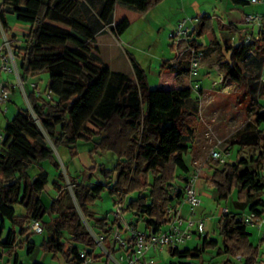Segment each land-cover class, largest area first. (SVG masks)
<instances>
[{
    "label": "trees",
    "instance_id": "obj_1",
    "mask_svg": "<svg viewBox=\"0 0 264 264\" xmlns=\"http://www.w3.org/2000/svg\"><path fill=\"white\" fill-rule=\"evenodd\" d=\"M164 1L101 0V8L95 11L89 0H3L0 37L4 33L11 42L18 35L22 37L14 55L20 61L24 88L30 89H26V95L36 118L29 110H21L5 128L0 150V233L5 222L10 224V230L0 242L1 249L9 254L24 246L28 253L34 251L36 245L30 240L28 224L37 220L48 235L42 242L45 251L55 257L61 254L66 264H84L81 251L92 257L97 244L82 216L94 224L98 235L109 233L114 225L109 214L98 218L91 210L105 190L111 198L128 197L126 210L134 214L133 224L137 228L142 222L154 233L162 231L167 222V207L183 196L180 192L174 197L172 187L179 184V179L183 183L188 181L190 171L185 156L189 144L196 140L201 122L199 110L192 108L191 57L166 60L160 67L161 73L173 74L177 88H152L148 72L132 55L127 54L134 77L106 65L97 35L107 27L119 39ZM231 1L235 5L248 4L246 0ZM8 15L14 16L13 24L9 23ZM218 25L220 30L238 34L239 38L249 29L233 23ZM210 32L214 33L212 19L204 15L197 19L191 37ZM190 47L204 51V46L195 39L190 41ZM250 48L263 51L264 41L247 47L228 45L230 57L220 63L223 81L235 82L237 89L252 86L240 67ZM42 72L49 75L52 102L37 97L36 89L28 83L30 77ZM251 105L253 119L236 133L233 144L240 151L255 153L252 164L244 158L225 165L210 164L216 167L210 184L217 192V200L228 201L234 193L237 195L234 208H228V214L217 222L220 240L205 235L201 246L171 249L170 255L197 264L208 251L216 250L218 257L224 258L222 264L257 263L260 247L252 244L250 227L239 220L244 214L239 212L242 208L248 212L264 211V131L260 130L264 124V105L256 97L251 99ZM81 142L90 146L92 160L101 154L113 166L99 165L103 182L83 183L80 175L69 174L74 204L68 198L65 175L54 149L65 148L76 157ZM46 161L57 171L52 183L57 197L49 207L42 198L49 183V174L42 166ZM18 206L24 210L23 215L17 214ZM49 213L53 218L45 221ZM65 234L70 238L65 239ZM19 236L25 239L18 242ZM14 256L18 264L19 255Z\"/></svg>",
    "mask_w": 264,
    "mask_h": 264
},
{
    "label": "rangeland",
    "instance_id": "obj_2",
    "mask_svg": "<svg viewBox=\"0 0 264 264\" xmlns=\"http://www.w3.org/2000/svg\"><path fill=\"white\" fill-rule=\"evenodd\" d=\"M83 2V0H81ZM185 10L183 11V7ZM182 7V11H181ZM247 8L243 5H235L231 0H169L161 7L156 8L151 11V14L158 13L157 24H150L143 20L135 22L129 30L119 39H116L111 34L103 35L100 37V44L104 49V58L107 62L116 63V69L124 72L126 74H133V67L130 63L127 53L136 58V60L141 64V66L148 72L149 84L152 88L161 89H172L177 88L171 79L170 73L163 74V77L159 73L160 67L163 61L166 60H176L179 53L183 54L180 57L186 58L189 56L187 47L190 43L188 40H183L180 44L174 42L171 37L168 24L166 21L171 23H178L181 19H186L189 22L188 28H193L195 26L194 22H197L198 17H203L208 15L212 19V23L216 22L214 30L217 31L219 36V42L214 45L208 46L210 44V34H206L201 37H197L195 34L188 39H196L198 44L207 45L204 48V58L201 63V69L198 71L196 76H193V88H194V105L196 104L198 110L203 109L206 104H210L213 108H217L215 114L218 119L215 121L214 136L210 135L212 129L206 127V125L201 124L198 128V133H202L204 137H207L206 151L203 156L195 157L197 164H202L204 162L207 154L211 153L212 149H221L225 152H230V157L227 159V163L237 162L240 158L246 159L251 163V158L255 156V153L251 150L240 151L238 145H234L233 141L236 133L242 130L245 125L251 121L252 115L254 113L253 107L251 105V99L253 97L259 98L261 105H264V82L261 80L264 78V52L255 51V55L247 53L240 62V67L248 75L251 80V87L245 89L244 87L237 89V84L232 81H223V72L220 69V63L227 60L230 57V52L227 51V46H231V37L227 33L224 36L223 31L219 29V22L223 24L229 23H241L243 13ZM11 19V18H10ZM13 21V18L11 19ZM165 25V26H164ZM1 27V24H0ZM239 41L238 34L233 35ZM203 45V46H204ZM15 61L19 70L20 61L15 57ZM20 73V70H19ZM38 80H33L32 77L29 78V84L37 82L38 88L36 89L37 97L42 98L46 102H52V98L49 96V75L46 72L37 73ZM17 87L15 91L11 92L12 103H9L10 111L7 114L0 113V132L5 133V128L10 120H12L16 114L21 110H29L32 113V109L28 103V98L24 90L30 91L27 86L26 89L20 87L19 79L16 74H10ZM35 81V82H34ZM255 88V90H254ZM254 90V91H253ZM195 105V106H196ZM204 105V106H203ZM214 105V106H213ZM203 106V107H202ZM228 130V131H227ZM260 130L264 131V124L260 127ZM47 141L53 145L48 138L45 131ZM219 135V136H218ZM221 136V137H220ZM209 140V141H208ZM221 140V143L218 141ZM90 146L81 142L78 146V155L72 157L69 151L65 148L54 149L56 157L61 165V170L65 175L64 186L66 187L68 193V198L76 204V200L73 194V187L69 178V174L72 177L81 176L83 183L88 181L93 182H103L104 178L102 176L99 165L106 163L107 167H112L113 164L107 162V158L104 155H96L92 160L89 153ZM0 150H2V143H0ZM115 162V156L112 155ZM189 160V158H188ZM188 163V161H187ZM208 170L210 174L214 173L216 167L209 165ZM49 183L46 186V190L42 195L43 202L46 206H50L52 199L57 197V191L52 186L55 176L53 173L55 169L49 171ZM264 174V173H263ZM31 175L35 176V170L31 171ZM92 179H91V178ZM179 185H183V181L179 179ZM200 196L203 204L201 207L196 209V217L199 218H212L222 214V209L224 207L234 208L235 202L237 201V195L234 193L228 201L219 202L216 198L217 192L212 190L210 184L207 183L205 191H209ZM135 196V195H134ZM131 195V197H134ZM264 197V192L262 193ZM111 197L108 195V191L105 190L101 197L98 198L91 210L95 212L98 218L105 217L109 214L110 220H113V208L111 207ZM244 209V208H242ZM17 214L23 215L24 210L22 207H16ZM221 213V214H220ZM82 216V215H81ZM53 218L51 213L47 214L45 221H50ZM85 225L91 233H98L96 227L93 223H88V221L82 216ZM215 218V217H214ZM213 218V219H214ZM216 220L213 221V223ZM28 234L31 236L30 240L36 246L34 251L28 253L26 247L17 248L15 253L9 254L8 251L0 248V264H15V254L19 255V264H66L62 258L61 254L56 257L53 253L45 251L42 248V242L48 237L46 231L41 234L34 233L31 229V225L28 224ZM139 229H146L144 223L139 224ZM164 227V226H163ZM0 229H1V218H0ZM250 231H254L253 228H249ZM19 231V229H17ZM92 234V233H91ZM210 239H218L220 237L217 233L211 232L209 234ZM21 238L20 236L18 237ZM70 236L65 234V239H69ZM23 240V239H21ZM195 239H191L184 245L185 247H194V245L201 246L203 239L199 242ZM183 246V248H184ZM95 256L98 257L101 262L105 258L103 250L97 248L94 252ZM160 258V259H159ZM101 259V261H100ZM157 261L154 264H188L189 260L185 258H180L178 256H172L170 254H159L155 256ZM224 258H220L217 255L216 250L208 251L202 256L197 264H222ZM239 262V261H238ZM241 263V262H240Z\"/></svg>",
    "mask_w": 264,
    "mask_h": 264
},
{
    "label": "built area",
    "instance_id": "obj_3",
    "mask_svg": "<svg viewBox=\"0 0 264 264\" xmlns=\"http://www.w3.org/2000/svg\"><path fill=\"white\" fill-rule=\"evenodd\" d=\"M253 7L263 6L264 0H246ZM187 20L179 22L173 32L174 42L180 44L183 40H188L195 30L186 27ZM244 26L249 29L244 32L239 41L233 36L231 38V46L243 47L251 46L254 42L264 41V10L246 13L244 16ZM14 48L16 42H11L3 33L0 37V113L7 114L9 111V103L11 101V88L4 77L10 74H16L19 84L22 88L24 85L20 78V73L15 61ZM189 56L191 57L192 75L196 76L201 69V63L204 53L195 48L187 47ZM249 53L255 55L254 49ZM175 61V60H174ZM223 76V75H222ZM264 82V78L261 79ZM32 88H38L36 83H32ZM52 98V95L49 94ZM32 115L36 118L32 111ZM5 138L4 133L0 132V143ZM230 152L221 149H212L209 155L208 164L195 163L193 170L188 175V181L183 185L176 184L172 187L173 196H177L183 192L182 198L172 202L166 210L167 228L161 232L154 233L137 228L131 218L127 215L128 197L115 198L114 208L112 211L114 225L109 233L96 234L91 230L97 248L103 250L106 258V264H154V256L159 255L171 249H183V246L195 236H202L207 232L210 219L196 217V209L201 207L199 185L204 178L206 169L213 162L220 165L228 164L227 159ZM184 206H187V213H184ZM229 209H222V216L228 214ZM239 220L244 222L248 227L258 230H264V211L259 213L251 211L239 216ZM31 229L34 233L41 234L44 232L43 224L40 221H33ZM80 257L84 259V264H97L94 254L92 257H86L85 251H81ZM189 264L194 262L189 261Z\"/></svg>",
    "mask_w": 264,
    "mask_h": 264
},
{
    "label": "crops",
    "instance_id": "obj_4",
    "mask_svg": "<svg viewBox=\"0 0 264 264\" xmlns=\"http://www.w3.org/2000/svg\"><path fill=\"white\" fill-rule=\"evenodd\" d=\"M91 3H93V6H94V9H95V11H98L100 8H101V4H102V2H101V0H89ZM167 1H169V0H165L164 2H162L161 4H159L157 7H155V8H153L151 11H154L156 8H159V7H161V5H163L164 3H166ZM232 2V1H231ZM2 3H3V0H0V5H2ZM233 3V2H232ZM183 7V11L185 10V7L184 6H182ZM182 7H181V11H182ZM246 8H247V10L243 13V17H242V22L241 23H233V24H236V25H239V26H244V24H243V22H244V16H245V14L246 13H250V12H253V11H256V10H259V11H263L264 10V7L263 6H258V7H253V6H251V5H249V4H247L246 6H245ZM151 11H149L147 14H145L144 15V17L141 19V20H143V21H145V22H148V23H150V24H157V22H158V18H159V16H158V13H156V14H151L152 12ZM208 16V15H207ZM13 18V21H14V16L13 15H8V21H9V23L10 24H13V21L11 20V19ZM199 18V17H198ZM183 20H186V19H181L180 21H178V23H171V22H169V21H166V24L165 25H167L168 24V27L170 28L169 29V31H170V34H171V37H173V32H174V30L176 29V27L178 26V24H179V22H181V21H183ZM196 21H197V19H196ZM195 24H196V22H194ZM229 24H232V23H229ZM164 25V26H165ZM188 25H189V22L187 21L186 22V27H188ZM228 25V24H227ZM213 26H216V22L214 23V25ZM245 27V26H244ZM227 33H229L230 34V37L232 38L233 37V35L230 33V32H228V31H223V33L222 34H224V36H226V34ZM107 34H111L113 37H115L112 33H111V31L107 28V27H105L103 30H101L100 32H99V34L97 35V45L99 46V48H100V51H101V56H102V60H103V62L106 64V65H108L113 71H117V72H121L120 70H118V69H116L117 67V65H116V63H109V62H107L106 60H105V58H104V49L102 48V46H101V44H100V37L101 36H103V35H107ZM210 34V33H209ZM213 35H211L212 37L210 38V44L208 45V46H211V45H214L216 42H219V36H218V33H217V31L216 30H214V33H212ZM116 38V37H115ZM117 39V38H116ZM21 40H22V37L20 36V35H18V39L15 41L16 42V47H19L20 45H21ZM192 40H194V39H192V38H190L189 39V41H192ZM196 40V39H195ZM216 41V42H215ZM215 42V43H214ZM204 45V44H203ZM205 47H207V45H204V48ZM252 49H254V48H252ZM252 49H250V50H252ZM249 50V51H250ZM262 52H264V50L262 51ZM128 54V53H127ZM184 54V53H183ZM182 53L180 54L179 53V56L178 57H180L181 55H183ZM128 56V55H127ZM169 61H171V62H174V60H169ZM124 73V72H123ZM159 73L161 74V76L163 77V74L164 73H161V69L159 70ZM126 74V73H125ZM127 75H129L130 77H134V70H133V74H127ZM37 77H38V75H33L32 76V78H33V80H38L37 79ZM0 78H2L3 79V77H1L0 76ZM4 79H6V82H7V84L9 85V87L11 88V90L12 91H15V88L17 87L16 85H14V82H13V79H12V77L11 76H7V77H4ZM171 79H173V74H171ZM35 82V81H34ZM36 84H37V82H36ZM38 85V84H37ZM21 87V86H20ZM22 88V87H21ZM25 88H23V90H24ZM24 92L26 93V91L24 90ZM28 101V100H27ZM11 103H12V100L10 101ZM28 103H29V101H28ZM194 98H193V102H192V108H195V109H197V105L195 106L194 105ZM30 105V104H29ZM204 106V105H203ZM202 106V107H203ZM214 106V105H213ZM216 109L217 108H213L212 106H210V104L208 103V104H206L205 103V106L203 107V109H201V110H199V113H200V117H201V124H204V125H206V127H210L211 129H212V131H210V135L207 133V136L209 137V136H214V130H216L215 129V121L218 119V116L215 114V112H216ZM9 111H10V108H9ZM200 125V124H199ZM199 128V127H198ZM228 131V130H227ZM219 136V135H218ZM221 137V136H220ZM207 139H209V138H207V137H204L203 136V134L202 133H198V129H197V133H196V140H195V142L194 143H192V144H189V146H190V149H189V152H188V154L185 156V161H186V164H187V166L189 167V171L191 172L192 170H193V168H194V165H195V163H196V158L195 157H200V156H203L204 154H205V152L207 153V151H206V145L207 144H205V142L207 143ZM209 141V140H208ZM222 141L221 140H219L218 141V143H221ZM188 158H189V160H188ZM187 161H188V163H187ZM208 161H209V156H208V154H207V156H206V158H205V160H204V162H202V164H208ZM42 166L44 167V169L48 172V174L50 175V172L49 171H52V169H54V167L52 166V164L50 163V162H48V161H46V162H43L42 163ZM210 171L208 170V169H206V171H205V175H204V178H203V180L201 181V183H200V185H199V193H200V196L202 195V194H204V193H208L209 195L210 194H212L210 191L211 190H209V191H205V188H206V186H207V183H209L210 184V181H211V178H212V175L213 174H210L209 173ZM53 175L55 176V177H57V171L55 170V172L53 173ZM210 187H212L211 186V184H210ZM212 190H215L213 187H212ZM216 191V190H215ZM216 198H217V196H216ZM114 199H115V197H112L111 198V207H112V205H113V203H114ZM202 200V199H201ZM174 201H176V200H174ZM173 201V202H174ZM202 204H203V202H202ZM187 210H188V208H187V206H184V213H187ZM239 212H241V213H246V212H248V209L247 208H244V209H240L239 210ZM221 214V213H220ZM127 215H128V217L129 218H131L132 219V221H134L135 220V218H134V214L132 213V212H127ZM215 217V218H214ZM214 217H210L209 219H210V223H209V226H208V228H207V232L204 234V235H202V237L201 236H195L196 237V239L198 240H196L197 242H199V241H201L202 240V238H203V236H205V235H208L209 236V234L211 233V232H214V233H216V228H217V222L220 220V218L222 217V214L221 215H218L217 217L216 216H214ZM214 218V219H213ZM218 218V220L217 221H215L214 223H213V221L214 220H216ZM167 228V224H165V226L162 228V230H165ZM254 229V231L252 232V231H250L249 230V228H248V231L250 232V234H251V238H250V240H251V242H252V244H254V245H257V246H259L260 247V252H261V254H260V257L258 258V260H257V263L256 264H264V230H258V229H255V228H253ZM10 230V224L8 223V222H5L4 223V230H3V232L2 233H0V242L1 241H3L5 238H6V236H7V234H8V231ZM146 231H151V230H148V229H146ZM16 232H19V231H17V229H16ZM195 237L193 238V239H195ZM210 238V237H209ZM21 239H25L24 237H21V238H19V240H18V242H22L23 240H21ZM213 239H214V237H213ZM196 246H199L198 244L197 245H194V247H196ZM24 247H26V246H24ZM194 247H185L184 246V248H194ZM164 253H166V254H170V252L169 251H165V252H163V253H161V254H164ZM156 256V255H155ZM155 256H154V262L155 261H157V259H155ZM97 257V256H96ZM97 259H98V257H97ZM160 259V258H159ZM99 261V259L97 260V264H106V258H103V260L101 261V259H100V261L101 262H98ZM20 263V261L18 262V264ZM43 264V263H42Z\"/></svg>",
    "mask_w": 264,
    "mask_h": 264
},
{
    "label": "bare ground",
    "instance_id": "obj_5",
    "mask_svg": "<svg viewBox=\"0 0 264 264\" xmlns=\"http://www.w3.org/2000/svg\"><path fill=\"white\" fill-rule=\"evenodd\" d=\"M250 49H252V48H250Z\"/></svg>",
    "mask_w": 264,
    "mask_h": 264
}]
</instances>
